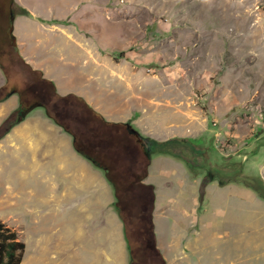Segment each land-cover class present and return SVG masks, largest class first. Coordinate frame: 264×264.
I'll return each instance as SVG.
<instances>
[{"label":"rangeland","instance_id":"obj_1","mask_svg":"<svg viewBox=\"0 0 264 264\" xmlns=\"http://www.w3.org/2000/svg\"><path fill=\"white\" fill-rule=\"evenodd\" d=\"M16 1L29 12L13 26L24 61L18 37L26 52L54 47L48 61L57 93L87 97L108 121L131 123L156 143L142 147L151 158L145 182L155 187V233L167 264H264V0ZM100 52L101 68L82 70L97 69L92 79L67 65ZM5 59L13 62L8 77L0 69V99L34 77L15 53ZM19 99L13 93L0 104V134L21 118ZM43 117L50 119L35 107L27 118L40 119L38 126L0 139V219L26 243L21 264H129L104 170ZM183 140L197 144L191 161L169 144ZM71 150L101 172L107 188L74 200L78 187L59 166L60 152Z\"/></svg>","mask_w":264,"mask_h":264},{"label":"trees","instance_id":"obj_2","mask_svg":"<svg viewBox=\"0 0 264 264\" xmlns=\"http://www.w3.org/2000/svg\"><path fill=\"white\" fill-rule=\"evenodd\" d=\"M6 6L9 23L5 37L0 39V69L8 77V66L11 67L13 59H9L8 65L3 59L15 53L34 77L28 73L29 82L20 89H12L0 101L17 93L20 112L35 103L43 106L47 117L72 135L79 153L104 170L115 192L114 207L124 225L129 264H167L155 233V187L145 182L151 158L142 144L145 140H153L139 133L131 123L108 121L77 94L62 96L57 93L55 84L32 69L19 55L15 44L14 20L18 15H28L29 12L16 0H0L1 13ZM4 39L11 47L8 55L2 49ZM19 122L20 119L6 122L0 139ZM25 249L26 243L20 239L16 229L0 219V264H21Z\"/></svg>","mask_w":264,"mask_h":264},{"label":"crops","instance_id":"obj_3","mask_svg":"<svg viewBox=\"0 0 264 264\" xmlns=\"http://www.w3.org/2000/svg\"><path fill=\"white\" fill-rule=\"evenodd\" d=\"M55 28H57V27L52 26L49 29L52 30ZM18 42H19L21 54L25 58L26 62L31 64L35 69L40 70L46 79L55 82L56 88H58V77L55 73L51 74V71H52L51 61H48L49 55L52 56L56 49L52 46H48V47H46V50H43V51H41V49H38L36 51L35 50H29L26 52V48L24 47V45H27V44L24 42H20L19 37H18ZM21 44H23V46H21ZM77 46H79V48L83 50V47H81V45L78 44ZM86 55H87V53H86ZM102 57H104V55L101 52L99 54V57H97L96 55H93V57H92V55H87V58L85 57L83 60H82V58L75 56V57H72L70 61H68L69 64H67V65L73 66V68H79L82 75L85 74L87 79H92L93 76L97 77L99 75V74L97 75L96 72H97L98 68H101V66H99L95 62L99 61L98 59H100ZM66 58H67V56L64 53L60 55V59L62 61H66ZM91 63H92V65L95 66L94 68H97V69H95L93 71L90 70L89 74L86 73L85 71L82 72L83 68L84 69L86 68V70L91 69V66H90ZM74 73H75V71L72 70L71 72H68L67 75L69 77H72L73 76L72 74H74ZM64 74H66V72H64ZM85 99L87 101H89L87 99V97H85ZM89 103H90V101H89ZM0 104H5V101L0 102ZM90 104H92V103H90ZM92 106L96 110H98V107H96V105L92 104ZM27 117H28V115L26 116V118L24 120L20 121L19 124L15 125L7 134L10 135L12 133H17L20 130L26 129V127L28 125L30 127L38 126L37 123L41 122L40 119H33L32 120V119H28ZM47 120H49V121H47ZM42 121L44 123L46 121V124H49V126H48L49 129H52V130L55 129L56 123L51 118L46 119L43 117ZM35 133L39 134L41 137H43L45 140H47V138L45 136V132L38 130ZM24 139L27 140L29 144L32 143V138H31L30 132H27V138H24ZM60 153L63 156H62V158L59 159V166L61 169H63V171L65 170L64 177L69 178V181L71 183H74L75 186L78 187V191H76L77 193L76 192L71 193V196H74V200H77L76 195H78L79 197H82V195H84V197H86V196L90 197V193L95 194L96 190H100L101 188H107V183L105 181L106 178L103 177L101 172L96 170V168L94 166H92V164H89L84 158L79 156L74 150H71L70 153H67V154H64L63 152H60ZM68 154H70V156L74 157V161H73V163L65 164L63 162V158ZM80 164L82 167L78 166ZM67 168H68V170H67ZM81 192H83L82 195H81ZM64 193H65V191H63V194ZM91 215L92 214L89 213V216H87V217L90 218Z\"/></svg>","mask_w":264,"mask_h":264},{"label":"flooded vegetation","instance_id":"obj_4","mask_svg":"<svg viewBox=\"0 0 264 264\" xmlns=\"http://www.w3.org/2000/svg\"><path fill=\"white\" fill-rule=\"evenodd\" d=\"M169 141H171V140H169ZM169 141H167V143ZM144 143L145 144H147V143L156 144L154 141H148L147 142L145 140V141H143L142 146H144ZM169 144L174 145V146H177V147H179L181 149L180 150V154H178V155H179L180 159L183 162L191 161L193 159V154H194L195 148H197V144H194L193 141L183 140V141H180V142H170ZM157 145H159V144H157ZM183 152H184L185 156H184ZM194 165H196V164L194 163ZM237 175H240V173H238Z\"/></svg>","mask_w":264,"mask_h":264},{"label":"water","instance_id":"obj_5","mask_svg":"<svg viewBox=\"0 0 264 264\" xmlns=\"http://www.w3.org/2000/svg\"><path fill=\"white\" fill-rule=\"evenodd\" d=\"M37 106H39V104L38 103H35V104H33L32 106H30L29 108H27L26 110H23L22 112H21V118H20V121H22L23 119H25L26 118V116L28 115V113L30 112V111H32L35 107H37Z\"/></svg>","mask_w":264,"mask_h":264},{"label":"bare ground","instance_id":"obj_6","mask_svg":"<svg viewBox=\"0 0 264 264\" xmlns=\"http://www.w3.org/2000/svg\"><path fill=\"white\" fill-rule=\"evenodd\" d=\"M19 33V32H18Z\"/></svg>","mask_w":264,"mask_h":264}]
</instances>
